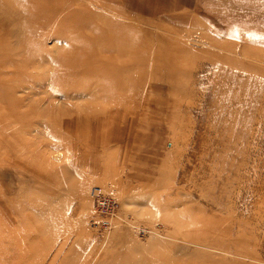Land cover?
<instances>
[{
  "label": "rangeland",
  "instance_id": "374dc122",
  "mask_svg": "<svg viewBox=\"0 0 264 264\" xmlns=\"http://www.w3.org/2000/svg\"><path fill=\"white\" fill-rule=\"evenodd\" d=\"M0 264H264V0H0Z\"/></svg>",
  "mask_w": 264,
  "mask_h": 264
},
{
  "label": "built area",
  "instance_id": "2783aa9c",
  "mask_svg": "<svg viewBox=\"0 0 264 264\" xmlns=\"http://www.w3.org/2000/svg\"><path fill=\"white\" fill-rule=\"evenodd\" d=\"M90 198L93 202L94 212L98 214L97 220L94 222L100 231L107 232L108 227L112 224L113 219L110 216L113 212V208L116 205L115 200L106 196V194L101 193L100 187L92 186L90 188Z\"/></svg>",
  "mask_w": 264,
  "mask_h": 264
},
{
  "label": "bare ground",
  "instance_id": "6f19581e",
  "mask_svg": "<svg viewBox=\"0 0 264 264\" xmlns=\"http://www.w3.org/2000/svg\"><path fill=\"white\" fill-rule=\"evenodd\" d=\"M107 48H109V47H107ZM99 63H100V61H99Z\"/></svg>",
  "mask_w": 264,
  "mask_h": 264
}]
</instances>
